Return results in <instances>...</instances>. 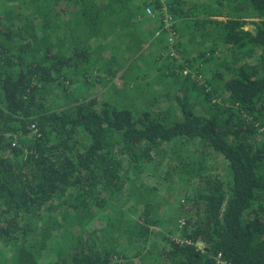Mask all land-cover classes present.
<instances>
[{
  "label": "trees",
  "instance_id": "trees-1",
  "mask_svg": "<svg viewBox=\"0 0 264 264\" xmlns=\"http://www.w3.org/2000/svg\"><path fill=\"white\" fill-rule=\"evenodd\" d=\"M0 264H264V0H0Z\"/></svg>",
  "mask_w": 264,
  "mask_h": 264
},
{
  "label": "rangeland",
  "instance_id": "rangeland-1",
  "mask_svg": "<svg viewBox=\"0 0 264 264\" xmlns=\"http://www.w3.org/2000/svg\"><path fill=\"white\" fill-rule=\"evenodd\" d=\"M251 20L252 19H250V18L247 19V27L246 28H250V29L253 28V26L250 23ZM165 23H166L165 26L167 28H169V26H170L171 23L169 21H167V20H165ZM115 37H117V35ZM192 54H195V52H194V50H191L190 49L189 50V55L191 56ZM107 86L108 85H106V88H107ZM113 93L114 94H120V96L123 97V94L120 93V92H118V91H116V90H112V94ZM173 148L175 149V151H180L182 149V147L180 145H177V143H174L173 144ZM181 154L184 156V155H186V152L185 151H181ZM161 191L162 192L160 194H162V199L165 202H167V204H172V206L175 205V204H177L175 200L178 198V196H177V193L174 192V188H171L168 191V190H166L165 187H162ZM200 246H202V245H200ZM144 247H143V250H142V255H144V254H151V252L153 250L152 247L149 246V245H145ZM136 256H138V255H136Z\"/></svg>",
  "mask_w": 264,
  "mask_h": 264
},
{
  "label": "built area",
  "instance_id": "built-area-1",
  "mask_svg": "<svg viewBox=\"0 0 264 264\" xmlns=\"http://www.w3.org/2000/svg\"><path fill=\"white\" fill-rule=\"evenodd\" d=\"M147 12H148L149 14H152V11H151L150 9H148ZM186 72H187V71L184 70V73H186ZM217 258L219 259V258H220V255H218Z\"/></svg>",
  "mask_w": 264,
  "mask_h": 264
},
{
  "label": "clouds",
  "instance_id": "clouds-1",
  "mask_svg": "<svg viewBox=\"0 0 264 264\" xmlns=\"http://www.w3.org/2000/svg\"><path fill=\"white\" fill-rule=\"evenodd\" d=\"M202 246H200V247H203L204 245L203 244H201ZM220 255V254H219ZM218 256V255H217ZM221 256V255H220ZM221 258V257H220Z\"/></svg>",
  "mask_w": 264,
  "mask_h": 264
}]
</instances>
